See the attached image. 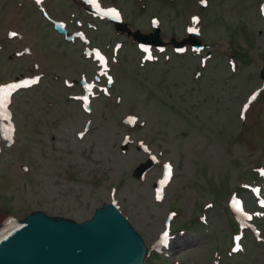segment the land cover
<instances>
[{"label":"rangeland","instance_id":"obj_1","mask_svg":"<svg viewBox=\"0 0 264 264\" xmlns=\"http://www.w3.org/2000/svg\"><path fill=\"white\" fill-rule=\"evenodd\" d=\"M70 1L0 0V85L42 75L39 85L13 98L14 133L0 115L8 139L0 133V223L37 209L82 222L114 198L155 253L149 264H264V242L229 210L232 195L242 197L264 237V218L258 219L248 188L259 182L256 171L264 166V90L248 112L241 110L263 83L264 0H207V6L206 0H100L121 10L131 32L160 28L166 52L145 65L132 36L117 33L107 20L80 19ZM195 15L202 30L196 40L206 46L200 52L187 31L196 26ZM67 22L76 42L56 32ZM84 33L91 47L108 55L115 78L109 96L100 92L93 99L91 114L75 99L84 93L81 76L98 75L79 41ZM117 43L123 47L114 57ZM179 47L187 53L177 54ZM128 115L138 122L124 124ZM151 154L158 163L146 179H134L133 170ZM166 162L175 173L158 203L154 185ZM169 209L177 216L176 232L189 231L158 255L154 247ZM238 235L242 251L234 254Z\"/></svg>","mask_w":264,"mask_h":264},{"label":"water","instance_id":"obj_2","mask_svg":"<svg viewBox=\"0 0 264 264\" xmlns=\"http://www.w3.org/2000/svg\"><path fill=\"white\" fill-rule=\"evenodd\" d=\"M133 36L160 42L139 31ZM148 167L139 165L133 176ZM148 255L144 238L114 203L104 202L82 222L40 209L0 223V264H145Z\"/></svg>","mask_w":264,"mask_h":264},{"label":"snow or ice","instance_id":"obj_3","mask_svg":"<svg viewBox=\"0 0 264 264\" xmlns=\"http://www.w3.org/2000/svg\"><path fill=\"white\" fill-rule=\"evenodd\" d=\"M12 35H16L15 33H12ZM97 55H99L97 53ZM33 83L35 81H32ZM21 85H16V84H13V85H10L8 86V88H0V106H3L4 105V102L7 100V97H8V94L10 93V91L16 89L17 87H20ZM85 100H87V97H84ZM171 171V169L169 168V172ZM239 206V205H237ZM250 218V217H249ZM167 234L165 233V236Z\"/></svg>","mask_w":264,"mask_h":264},{"label":"bare ground","instance_id":"obj_4","mask_svg":"<svg viewBox=\"0 0 264 264\" xmlns=\"http://www.w3.org/2000/svg\"><path fill=\"white\" fill-rule=\"evenodd\" d=\"M4 220H6V219H4ZM4 220H3V221H4ZM3 221H2V222H3ZM2 222H1V223H2Z\"/></svg>","mask_w":264,"mask_h":264}]
</instances>
